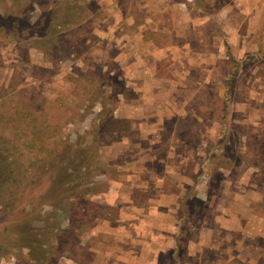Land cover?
Here are the masks:
<instances>
[{"label": "rangeland", "instance_id": "rangeland-1", "mask_svg": "<svg viewBox=\"0 0 264 264\" xmlns=\"http://www.w3.org/2000/svg\"><path fill=\"white\" fill-rule=\"evenodd\" d=\"M32 1L38 7L29 9ZM49 1L0 0V147L15 162L20 184L17 204L0 211V264H39L42 255L32 247L42 210L58 208L76 230L57 264L69 257L89 264L90 247L113 244L96 229L117 225L118 213L141 214L134 211L141 207L178 210L182 264L190 261L183 243L207 227L216 240L229 241L215 221L228 195L259 189L261 200L252 207L264 216V71L258 69L264 41L255 35L258 50L243 56H231L235 44L226 41L227 30L243 21L239 15H247L239 9L246 0H187L193 16L210 17L195 23L182 12L161 16L159 5H152L143 26L145 11L129 9L135 0H120L132 19L110 26L102 39L97 20L119 19L118 5L72 0L66 7L57 0L53 17ZM80 6L88 17L57 29L48 41L50 21L58 26ZM228 12L235 16L225 17ZM122 33L131 39L132 55L115 39ZM168 45H186L192 55H147ZM159 80L158 88L150 86ZM89 155L100 157V167ZM79 165L86 166L83 174H72ZM84 172H98L106 186L87 191ZM239 237L233 233L230 241ZM204 255L213 260L205 264H242L237 257L225 261L222 250ZM169 256L162 254L161 264H169Z\"/></svg>", "mask_w": 264, "mask_h": 264}, {"label": "crops", "instance_id": "crops-1", "mask_svg": "<svg viewBox=\"0 0 264 264\" xmlns=\"http://www.w3.org/2000/svg\"><path fill=\"white\" fill-rule=\"evenodd\" d=\"M102 1V0H98ZM106 5L114 4L117 7V18H106L98 19L99 22L97 28V36L105 38L107 34L110 33V26H114L117 29L118 25H121V21L125 17H130L132 19L133 14L125 13L126 9L120 2V0H104ZM102 4L104 2H101ZM241 4V3H238ZM152 5H159V10L161 16L164 13L171 14L175 11L183 14V17L190 19L195 23V19H208L210 17L205 15L203 17L193 16L188 9L190 5L187 0H135L133 4H130L129 9H143L144 12V21H140L138 25L143 26L144 22L152 15ZM244 12L247 13L245 18L239 12V16L243 18V21H237L238 26L234 27V30H227L229 34L226 37L227 42H233L235 45L231 47V56H243L244 52L248 49L258 50L257 43H253V38L257 35L260 41H264V1L259 0H246L243 6L239 7ZM120 10V11H119ZM184 11H187L184 13ZM185 14V15H184ZM235 16L234 13L228 12L225 17ZM194 17V18H193ZM249 20L250 23L247 29L241 31V25L244 21ZM205 20L202 21V23ZM177 21H175V24ZM182 23V20H179ZM197 25H200V22H196ZM260 28L258 30V27ZM262 26V28H261ZM119 27V26H118ZM197 32L194 33L200 36L203 32L197 27ZM117 35L116 41L119 40L125 42L128 50L127 55L131 54V41L128 37V33L125 35ZM180 34V33H179ZM178 35V34H177ZM215 35V34H214ZM119 36V37H118ZM216 38V37H214ZM218 38V37H217ZM180 40H184L178 38ZM187 40V39H185ZM257 40V42L259 41ZM231 45V44H230ZM120 53H118L119 55ZM148 56L153 58L171 56V58H176L180 56L181 58L186 55V57H191L190 49L186 45H168L165 47L155 48L153 51L147 53ZM199 55V52L195 53L194 56ZM193 56V57H194ZM258 69L264 71V63L258 66ZM161 84V80L155 81V84L150 85L153 88H158ZM155 91V90H154ZM158 95V91L155 92ZM198 118V116H196ZM178 118L186 119L187 116H178ZM194 119V117H191ZM199 119V118H198ZM158 120V119H156ZM159 127V126H158ZM108 189L105 193H108ZM104 193V194H105ZM262 197V191L259 189H247L235 192L233 195L227 198L228 206L227 208H222L218 210V215L215 218L219 228L223 229V232L227 234L228 242L215 239L213 230L211 228H205L202 231L198 232V236L194 239H188L184 242L187 258L190 260L187 264H205L212 263L210 256L206 257L204 254L206 250H222L224 252V260L229 261L230 259L239 258V261L242 264H259L260 260L264 258V216L259 214L257 211H253L252 205L257 201H260ZM133 203L134 198L131 200ZM135 212L141 211V214H119L118 219L115 217L117 225H105L106 229H96V231H101L107 233L113 239V244L110 247H103L102 242L98 246L90 247V251H94L92 259H90L89 264H161L160 256L162 254H169L171 262L169 264H182L183 260L181 259L179 252L182 249V246L177 247L176 238L179 232V217L178 210L168 207L164 208H151L145 210L135 209ZM177 211V212H176ZM134 215V216H133ZM176 215V216H174ZM114 220V219H113ZM105 221H109L105 219ZM126 221V224L124 223ZM204 227V226H203ZM238 233L240 237L230 241L231 234ZM263 239V242H256L255 239ZM244 239V240H243ZM179 248V250H178ZM218 259H220L218 257ZM217 260V259H216ZM166 264L168 263L165 261ZM66 264H81V262L69 257L66 261ZM185 264V262H184Z\"/></svg>", "mask_w": 264, "mask_h": 264}, {"label": "trees", "instance_id": "trees-1", "mask_svg": "<svg viewBox=\"0 0 264 264\" xmlns=\"http://www.w3.org/2000/svg\"><path fill=\"white\" fill-rule=\"evenodd\" d=\"M67 1H69V3H71L72 5L73 3L72 0H65L66 3H64V5L66 7L67 5H70L67 3ZM81 1L83 2V6H85L86 4L85 0H77V2H80V3ZM58 4L59 3L57 0H52V1H49V3L46 5V8L49 10L48 12H50L51 16L53 17H55L57 14V11H59L60 7ZM83 6H80V8H76V11L75 9H73L74 12L70 13L69 15L63 16L62 18L60 17L58 26L55 25V23H53L52 21H50L48 28H49V31H51L50 29H53L52 31L53 36L50 39H48V41L53 42V39L54 40L56 39L57 35L55 34V31L57 29L59 28L61 29L63 27L66 28V26H69V24L72 26L78 25L85 18H87L88 13L85 14L86 8H84ZM34 7H38V6L35 1H32L29 9L34 8ZM87 152L91 153L90 150H87ZM89 158H91L89 162L92 161L96 167H100L102 162L98 155L95 158L93 155L91 156L89 155ZM14 164L15 162H10L9 154L7 153V150L0 147V211L1 210L3 211L11 210V208H14V206L17 204V201H18L17 197L19 194L18 191L20 188V184L17 181L19 178L16 177L17 168L16 166H14ZM84 167L86 166L84 165L81 167V165H79V167L75 168V171L72 174L74 175H79V173L83 174V172H79V171L82 170V168ZM84 174L89 179L88 185H87L89 189L87 191L91 190L90 192H94V189H97L101 185L102 182H104L105 183L104 185L106 186V181L104 180L101 182L99 181V180H102V178L99 177L101 174H99L98 172L97 174H94L92 172L86 174L84 172ZM87 191L84 192V196L88 194ZM95 192H99V191L97 190ZM42 211L40 213H41V216L43 215L42 216L43 225L39 230L37 229L35 230L36 233L34 236L35 239L33 241L32 249L37 254L42 255V257L39 258V261H38L39 264H57L58 258L64 255L66 245L71 243V238L69 237L75 234L76 230L69 228L70 225L68 224V221L61 220L60 215L57 214L56 212L58 211V208L53 210L54 212H52L51 210L50 212L47 211L48 214H43L44 211L43 212ZM178 223H179V232L176 238V245L177 247H180L181 242L178 239V236L179 234L184 232V229L181 226L182 216H180Z\"/></svg>", "mask_w": 264, "mask_h": 264}]
</instances>
